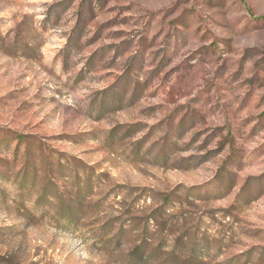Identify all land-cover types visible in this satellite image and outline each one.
<instances>
[{"label":"rangeland","instance_id":"obj_1","mask_svg":"<svg viewBox=\"0 0 264 264\" xmlns=\"http://www.w3.org/2000/svg\"><path fill=\"white\" fill-rule=\"evenodd\" d=\"M0 258L264 264V0H0Z\"/></svg>","mask_w":264,"mask_h":264},{"label":"trees","instance_id":"obj_2","mask_svg":"<svg viewBox=\"0 0 264 264\" xmlns=\"http://www.w3.org/2000/svg\"><path fill=\"white\" fill-rule=\"evenodd\" d=\"M23 135H16V140L23 141ZM53 161L57 163L54 164ZM48 162V170L42 175V180L44 183L41 185L38 191H36V202L37 206L49 205L57 210V215L59 219L66 218L67 223L74 222V217H79L78 212L74 209L71 203L67 201L66 197L71 193H75L77 199L85 200L93 192V178L90 173H86L84 177L80 176L79 173L72 172L73 170L68 168L70 161L64 162L62 158H57ZM70 169V174H68ZM73 178L72 190H64L60 188L58 184L53 179V176L58 177L63 181L68 180V175ZM100 174H97V176ZM141 259L144 255L140 254ZM2 258H0L1 261Z\"/></svg>","mask_w":264,"mask_h":264}]
</instances>
